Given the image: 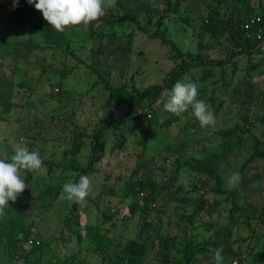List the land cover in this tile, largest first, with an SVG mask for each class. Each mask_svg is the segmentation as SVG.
I'll use <instances>...</instances> for the list:
<instances>
[{"label": "rangeland", "instance_id": "obj_1", "mask_svg": "<svg viewBox=\"0 0 264 264\" xmlns=\"http://www.w3.org/2000/svg\"><path fill=\"white\" fill-rule=\"evenodd\" d=\"M263 10L264 0H116L98 22L58 32L27 0H0V159L26 147L47 169L21 173L28 188L0 222L27 225L15 247L0 242V264H177L188 249L189 264H213L221 246L225 264H264V62L193 61L164 85L177 52L225 60L224 21ZM189 80L214 127L191 107L164 110L166 91ZM80 176L92 181L83 207L61 197Z\"/></svg>", "mask_w": 264, "mask_h": 264}, {"label": "clouds", "instance_id": "obj_2", "mask_svg": "<svg viewBox=\"0 0 264 264\" xmlns=\"http://www.w3.org/2000/svg\"><path fill=\"white\" fill-rule=\"evenodd\" d=\"M34 5L43 19L58 32L66 29L79 30L77 26H88L98 22L109 9L116 7V0H27ZM19 5V0H12L13 8ZM166 99L162 101L165 111L180 116L189 107L201 128L214 127L216 117L209 105L198 99V85L194 81H177L171 90L166 91ZM11 142V141H10ZM47 169L38 151H29L26 147H16L10 160L0 159V217L10 208L9 201L15 202L28 188L21 173H46ZM240 175L233 174L229 185L238 184ZM92 187L88 176H80L78 182L68 181L62 187L61 197L68 202L85 206ZM223 246L214 250L213 264H225Z\"/></svg>", "mask_w": 264, "mask_h": 264}, {"label": "trees", "instance_id": "obj_3", "mask_svg": "<svg viewBox=\"0 0 264 264\" xmlns=\"http://www.w3.org/2000/svg\"><path fill=\"white\" fill-rule=\"evenodd\" d=\"M31 14H22L20 15V19H23V21H26L30 19ZM241 17L236 18V20H226L224 21V25H226L229 30L231 31L232 36V43L233 48L229 55V57L225 60H214V59H208V58H200L195 57L192 54H182L180 52H177V56L181 57L180 63L171 71L170 75L167 79L164 81V85L167 89H169L172 84L175 82L176 77L179 76V73H184L190 68V62L198 61L201 65L207 66V67H219L223 68L227 62L230 59H233L235 56H238L240 54L247 55L249 58L252 56V50L254 49V44L248 39V36H246L240 29L241 24ZM123 19H127L128 21L138 25V20L133 15H128ZM213 19V16H211V20ZM163 38V37H162ZM261 65V63L259 64ZM259 65H256L258 67ZM163 90V86H157L156 92L161 93ZM146 119V114L143 117ZM117 125V124H116ZM101 132L97 133V137H100ZM96 138V137H95ZM59 167V166H55ZM92 170V168L89 166L84 170V173H89ZM32 172H28L27 177H31ZM216 181L219 184L220 180L218 177H216ZM6 214V210H5ZM262 216L264 217V211L261 212ZM27 222L24 220L21 216H10L6 218L5 220L0 222V242L5 245V247L10 250L11 248L15 247L20 240L22 239V230L26 227ZM213 246L217 247L218 243H213ZM191 251V252H190ZM224 256L226 254H223ZM192 258V250L188 249L187 254L184 258L179 260L177 264H189V260ZM226 259V257H225ZM232 260V258L229 260V262Z\"/></svg>", "mask_w": 264, "mask_h": 264}, {"label": "built area", "instance_id": "obj_4", "mask_svg": "<svg viewBox=\"0 0 264 264\" xmlns=\"http://www.w3.org/2000/svg\"><path fill=\"white\" fill-rule=\"evenodd\" d=\"M239 29L248 37L251 38L254 44L252 50V58L259 57L264 62V10L262 12H254L250 14H244L241 17V24ZM31 245L35 243L33 240L28 242ZM237 258H233L229 264H238Z\"/></svg>", "mask_w": 264, "mask_h": 264}]
</instances>
